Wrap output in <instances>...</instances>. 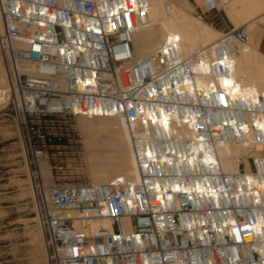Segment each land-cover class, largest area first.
Wrapping results in <instances>:
<instances>
[{"label":"built area","instance_id":"built-area-1","mask_svg":"<svg viewBox=\"0 0 264 264\" xmlns=\"http://www.w3.org/2000/svg\"><path fill=\"white\" fill-rule=\"evenodd\" d=\"M150 6L0 0V99L27 133L48 264H264V154L247 156L250 170L239 156L237 172L219 154L264 145V90L244 95L235 77L248 32L192 53L175 37L140 58L133 37ZM79 116L126 120L138 179L46 182L45 154L76 137Z\"/></svg>","mask_w":264,"mask_h":264},{"label":"bare ground","instance_id":"bare-ground-1","mask_svg":"<svg viewBox=\"0 0 264 264\" xmlns=\"http://www.w3.org/2000/svg\"><path fill=\"white\" fill-rule=\"evenodd\" d=\"M169 2L172 10L167 13L164 10L163 0H151V6L143 16L145 22L137 29L133 37L137 57L149 56L162 43L175 37H179L181 48L185 53H192L199 48H210L219 39L215 37V34L219 33L217 30L188 11L186 7L190 5L187 0H169ZM222 2L224 4L221 6L227 10L234 26L245 27L248 32V44L236 59V81L244 87V95L264 90V58L251 45V42L259 41L261 37L259 23L264 20V0H222ZM250 29L259 34L258 38L254 39L251 36ZM254 63L259 64L257 70L253 69ZM3 71L0 66V87L5 82ZM232 81L230 78H223L221 85L228 87ZM78 118L83 128L94 132L85 140L86 146L93 150L88 157L93 183H104L116 178L138 179L135 154L126 120L113 116H79ZM99 133H105L110 138L100 139ZM243 145L249 147V151H254L256 156L264 153V145H258L259 151L253 150L251 143ZM238 152L235 143H226L219 149L221 162L226 171L239 170V156H235ZM226 159H233L232 162L237 165V169L229 170L228 166L225 167L223 163ZM245 161H247L246 158ZM247 169L250 170V167L248 166Z\"/></svg>","mask_w":264,"mask_h":264},{"label":"rangeland","instance_id":"rangeland-1","mask_svg":"<svg viewBox=\"0 0 264 264\" xmlns=\"http://www.w3.org/2000/svg\"><path fill=\"white\" fill-rule=\"evenodd\" d=\"M187 1L190 5L186 7L188 11L205 22L211 24L206 15L217 14L220 20L228 26V30L235 27L224 8H211L205 0ZM259 24L260 30L262 28L263 31L264 20ZM211 25L217 29L213 24ZM218 31L221 33H216V38H220L226 32ZM250 33L254 39L258 38L259 34L257 35L255 30L250 29ZM259 41L254 40L251 45L264 58V51L259 48ZM1 62L2 60L0 66L4 70ZM258 68L259 64L254 63L253 69L257 70ZM3 73L5 76V70ZM72 125L75 128L76 137L72 141H65V146L48 149L41 163L40 170L43 169L42 173L47 183H54L51 174L54 177L59 174L63 183H93L88 159L90 152L93 150L86 146L85 140L92 136L94 132L89 130L92 132L90 133L88 129L83 128L78 117L72 119ZM99 137L100 139L110 138L105 133H99ZM28 144L26 130L15 118L12 109L1 103L0 264H48L46 237L38 216L35 183L32 176V171L36 168L30 164ZM237 148L239 152L235 156H245L247 159V156L255 154L254 151H249V147H244L243 144H237ZM253 150L257 151L258 146L253 147ZM232 160L226 159L223 164L225 167L228 166L229 170H236L237 165ZM246 163L247 167H250L248 160ZM61 166H63V169L60 168Z\"/></svg>","mask_w":264,"mask_h":264},{"label":"crops","instance_id":"crops-1","mask_svg":"<svg viewBox=\"0 0 264 264\" xmlns=\"http://www.w3.org/2000/svg\"><path fill=\"white\" fill-rule=\"evenodd\" d=\"M189 3V2H188ZM225 9V8H224ZM200 11L202 12V10L200 9ZM225 11L227 12V10L225 9ZM228 17L230 18L229 14L227 13ZM206 17L208 18V20L211 22V24H213L218 30L221 31H226L228 30V26L222 22L219 18V16L217 14L214 15H206ZM231 20V18H230ZM232 21V20H231ZM207 23V22H206ZM233 23V22H232ZM209 24V23H208ZM210 24V25H211ZM212 26V25H211ZM213 27V26H212ZM214 28V27H213ZM215 29V28H214ZM215 29V30H217ZM217 30V31H218ZM219 33H221L220 31H218ZM260 34H261V38L259 41V48L262 49L264 51V30L262 31V28L260 30ZM261 154V153H258ZM264 154V153H263ZM262 155V154H261Z\"/></svg>","mask_w":264,"mask_h":264}]
</instances>
